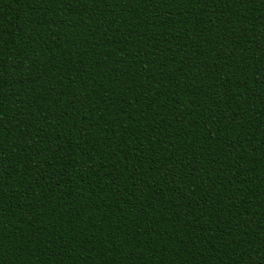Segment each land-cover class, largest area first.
<instances>
[{
    "label": "trees",
    "instance_id": "16d2710c",
    "mask_svg": "<svg viewBox=\"0 0 264 264\" xmlns=\"http://www.w3.org/2000/svg\"><path fill=\"white\" fill-rule=\"evenodd\" d=\"M0 264H264V0H0Z\"/></svg>",
    "mask_w": 264,
    "mask_h": 264
}]
</instances>
